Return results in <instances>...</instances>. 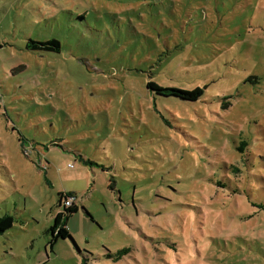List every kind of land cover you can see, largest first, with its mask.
<instances>
[{"label": "rangeland", "instance_id": "rangeland-1", "mask_svg": "<svg viewBox=\"0 0 264 264\" xmlns=\"http://www.w3.org/2000/svg\"><path fill=\"white\" fill-rule=\"evenodd\" d=\"M69 192L70 238L52 242ZM252 203L264 0H0V216L16 219L0 264H264Z\"/></svg>", "mask_w": 264, "mask_h": 264}, {"label": "trees", "instance_id": "trees-1", "mask_svg": "<svg viewBox=\"0 0 264 264\" xmlns=\"http://www.w3.org/2000/svg\"><path fill=\"white\" fill-rule=\"evenodd\" d=\"M26 50L36 53H51V54H59L60 53V43L57 40H49L44 42H37L33 40H29L25 45ZM146 89L159 97H173L178 98L182 101L187 102H196L202 96V90L199 88H195L190 91H183L176 88H162L155 84L154 82L149 81L146 84ZM25 143L24 139L20 140V145L23 147ZM31 147V146H30ZM28 148V147H26ZM30 149V148H28ZM80 162L88 167L97 166L100 167L102 171L105 169L95 163L80 158ZM115 184L113 178L109 179V190H114ZM74 195L73 193H60L58 195V206L62 208V200L65 196ZM75 196V195H74ZM61 204V205H60ZM252 206L259 211L264 212V204L262 203H252ZM78 211L77 205H73L71 208L64 210L63 212L57 213L54 218L52 225L49 227L48 232L52 235V242L58 239L64 240L66 238H70L67 230V222L68 220L76 214ZM83 211L87 213L84 208ZM88 214V213H87ZM89 215V214H88ZM90 219L91 216L89 215ZM16 219L10 214H3L0 216V238L7 234L10 230L14 228ZM122 251L120 252V254Z\"/></svg>", "mask_w": 264, "mask_h": 264}, {"label": "built area", "instance_id": "built-area-1", "mask_svg": "<svg viewBox=\"0 0 264 264\" xmlns=\"http://www.w3.org/2000/svg\"><path fill=\"white\" fill-rule=\"evenodd\" d=\"M73 205H77V198L74 195L65 196L62 200V212L68 208H71Z\"/></svg>", "mask_w": 264, "mask_h": 264}, {"label": "crops", "instance_id": "crops-1", "mask_svg": "<svg viewBox=\"0 0 264 264\" xmlns=\"http://www.w3.org/2000/svg\"><path fill=\"white\" fill-rule=\"evenodd\" d=\"M77 207H78V204H77Z\"/></svg>", "mask_w": 264, "mask_h": 264}]
</instances>
